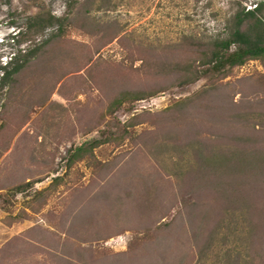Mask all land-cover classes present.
<instances>
[{
  "label": "rangeland",
  "instance_id": "obj_1",
  "mask_svg": "<svg viewBox=\"0 0 264 264\" xmlns=\"http://www.w3.org/2000/svg\"><path fill=\"white\" fill-rule=\"evenodd\" d=\"M245 3L0 0V264H264V57L177 69Z\"/></svg>",
  "mask_w": 264,
  "mask_h": 264
},
{
  "label": "trees",
  "instance_id": "obj_2",
  "mask_svg": "<svg viewBox=\"0 0 264 264\" xmlns=\"http://www.w3.org/2000/svg\"><path fill=\"white\" fill-rule=\"evenodd\" d=\"M241 2L245 3L244 0ZM55 19L49 15L46 22ZM225 35L217 36L211 42L209 49L203 54V58L194 66L188 63L179 71L191 72L185 76L184 82L197 80L209 69L221 71L227 68L243 64L249 59L264 57V0H252L237 9L230 20L225 23ZM16 35V34H15ZM11 36V39L15 38ZM36 51L35 48L18 50L8 62L0 65V88L14 79L28 61L29 55ZM196 67V68H195ZM194 72V73H193Z\"/></svg>",
  "mask_w": 264,
  "mask_h": 264
}]
</instances>
